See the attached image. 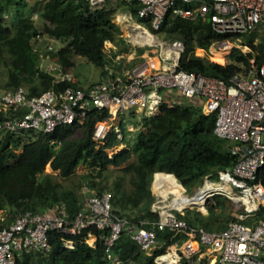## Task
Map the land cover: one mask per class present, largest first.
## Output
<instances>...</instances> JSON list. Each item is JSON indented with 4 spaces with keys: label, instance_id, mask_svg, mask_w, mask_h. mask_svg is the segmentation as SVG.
<instances>
[{
    "label": "trees",
    "instance_id": "obj_1",
    "mask_svg": "<svg viewBox=\"0 0 264 264\" xmlns=\"http://www.w3.org/2000/svg\"><path fill=\"white\" fill-rule=\"evenodd\" d=\"M111 2L107 0L103 6L93 8L89 0H38L30 7L37 17L25 13L21 7L20 23L14 27L5 18L14 0H0V59H4L8 68L9 87L15 89L25 85L33 94H40L51 88L80 85L75 80L56 82L55 75L40 65L33 39L41 34L61 42L49 52L52 60L64 70L74 66L75 57L80 55L102 67L103 73L108 75L106 42L127 43L120 25L114 20V12L108 6ZM24 3L25 0H19V7ZM119 3L135 21L152 28L151 18L139 13L142 6L139 0H120ZM178 3L183 4L180 0ZM154 32L168 40L184 41L186 49L179 68L188 71H200L228 80L234 73L245 71L252 57L264 62V34L259 31H253L249 38L243 39L249 46L248 51L235 47L231 59L225 63L197 54V48L209 50L219 39L239 36L219 32L208 16L184 17L170 9L160 28ZM258 35L261 37L255 43ZM125 80L121 78L120 81ZM107 115L108 110L101 114L91 111L83 123L62 125L52 132L35 128L0 130V209L10 214L0 226L26 210L46 212L65 203L68 212L74 215L81 208L82 196L77 190L63 188L51 174L44 173L48 164L61 176L70 177L78 165L86 163L85 177L89 179L91 189L102 193L108 191L103 179L109 165H121L134 153L135 159L122 167V174L111 187L113 211L138 227L155 228L156 240L151 248L142 249L128 229H124L115 242L114 251L127 264H160L158 257L171 245L181 244L188 235L183 229L156 225L159 213L153 207L157 198L153 189L155 173L167 172L171 177L172 173L182 184L195 190L205 184L210 173L232 167L236 156L229 150L230 141L218 137L213 131L216 113L207 114L182 102L171 108L163 106L157 114L145 115L147 129L140 131L129 148L110 157L109 149L126 142V119L114 125L105 143L98 146L93 136L95 123ZM134 115L135 112L131 118ZM172 179L174 183L175 179ZM255 180L264 184V166ZM231 202L216 194L206 204L210 214L203 215L197 206H193L178 215L190 225H202L208 230H221L232 221L251 224L264 218V203L253 214L240 218L233 214ZM90 232L101 233L94 227L69 235L52 231L49 250L24 251L16 264H108L104 240L99 237L96 244L91 245L87 241ZM65 239L74 240V246H66ZM204 247L201 246L200 252L205 250ZM200 252L193 256L195 264H208L209 258L206 255L199 257ZM188 262V258H184V264Z\"/></svg>",
    "mask_w": 264,
    "mask_h": 264
},
{
    "label": "built area",
    "instance_id": "obj_2",
    "mask_svg": "<svg viewBox=\"0 0 264 264\" xmlns=\"http://www.w3.org/2000/svg\"><path fill=\"white\" fill-rule=\"evenodd\" d=\"M89 1L96 8L95 5L104 0ZM139 1L142 4L139 13L151 18L152 28L138 22L141 29L133 42L145 53L139 54L132 63L124 82L107 78L87 87L70 84L40 94H33L23 86L11 89L0 96V130L35 128L52 132L62 125L83 123L91 111L101 114L108 110L105 118L97 120L93 131L100 146L115 122L131 118L133 112L152 115L159 113L165 103L174 107L185 102L204 113H216L213 131L230 141L229 150L236 156L235 164L210 173L194 194L193 189L177 178L185 188L183 191L173 189L167 181L156 183L155 175L154 187L160 192L153 203L159 213L156 225L186 231L187 239L171 245L168 250L182 264L184 258H188V264H195L193 256L200 252L201 246L215 252L220 264H264V218L251 224L232 221L221 230H208L202 225H190L178 215L189 207L205 206L221 191L245 207L240 218L253 214L264 203V184L255 180L264 166V62L252 57L245 71L234 73L228 80L188 71L179 68L186 49L184 41L161 39L154 32L173 9L184 17L208 16L219 32L239 35L215 41L210 50L229 52L235 47L249 50L241 35L264 31V0H180L184 5L179 4V0ZM49 47L53 49L52 45ZM136 51L138 48L123 47L118 50V57L127 59ZM48 71L55 75L56 82L74 79L70 71L63 70L57 63ZM88 227L101 231L100 235L90 232L87 241L95 245L99 237L104 240L108 264H127L114 251L115 242L124 229H128L142 249L151 248L157 235L155 228L138 227L114 213L110 191L90 192L86 187L81 208L74 215L63 203L46 212H19L1 225L0 264H16L24 251L49 250L52 231L62 235L78 234ZM65 245L73 247L74 240L65 239ZM164 255L157 259L160 264H168L162 260Z\"/></svg>",
    "mask_w": 264,
    "mask_h": 264
},
{
    "label": "rangeland",
    "instance_id": "obj_3",
    "mask_svg": "<svg viewBox=\"0 0 264 264\" xmlns=\"http://www.w3.org/2000/svg\"><path fill=\"white\" fill-rule=\"evenodd\" d=\"M38 0H25L24 4H20L19 7V0H14V5L9 7L5 13V18L8 22V24L16 27L19 23H20V15L21 13H19V9L24 8L25 13H31L32 17H36L35 16V11L30 10V7H32L33 5L36 4ZM39 1H44V0H39ZM107 0L102 1L101 3H99V5H95V7H101L106 3ZM112 2L108 4L109 8L114 12V20L116 23H118L121 27L122 30V36L125 38V40L127 41L126 44H117L115 41H107L106 42V53H107V59H108V69H109V74L106 75L103 73V68L100 66H97L96 64H94L93 62H90L89 60H87L85 57L77 55L75 57V65L67 68L68 71H70L73 75V80H75L76 82H78L81 86H89L91 84L100 82V81H105L107 78H112L114 79H119V81L124 80V78L126 79V77H128V71L130 70V66L132 65V63H134L138 58V55L141 53H145L144 49H142L139 51L140 47H138L139 45H136V43H134V39H135V35H137V33L140 31V27L138 22L136 23L135 20L132 17V14L126 10L120 3V0H111ZM39 5V3H38ZM40 7V5L38 6V8ZM32 11V12H31ZM37 11V10H36ZM143 27V26H142ZM144 28V27H143ZM260 34H264V31H259ZM156 36L158 38L161 39H165L161 34H157ZM249 34H243L241 36L242 39H247L249 38ZM260 35H258L255 39L254 42H258L260 39ZM33 43L35 45V52L38 56L40 65L43 66L44 68H46L47 70L50 69L53 65L56 64V62H54L51 58L52 55H50L49 50H53L56 47H58L61 42L52 39L51 37L47 36L46 34H41L40 36L36 37V39H33ZM52 45L53 49H51L49 46ZM247 45V44H245ZM248 46V45H247ZM126 47L128 49H136L138 48V51L131 53L129 58L127 59H123L121 60L118 57V50ZM249 47V46H248ZM248 49L245 47L244 51H247ZM232 51V50H231ZM231 51L229 52H221L219 49L217 50H206L204 48H197L196 49V53L200 54V55H204L207 56L208 58H210L213 61H217L219 63H225L227 61H229L231 59L230 54ZM222 53L223 55V60H219L216 58L215 53ZM58 64V63H57ZM66 69V70H67ZM64 70V68H63ZM8 68L5 66L4 64V59H0V96L2 94H4L5 92L11 90V87H9V85L7 84L8 81ZM124 82V81H121ZM23 87L26 88L25 85H23ZM166 107L167 108H171L170 105H168L167 103ZM162 109V107H161ZM161 109L158 111L160 112ZM144 116V113H138L135 114L131 119H126L125 124H126V129H125V136H126V142L125 144L121 145L118 144L117 147L115 149H109L108 153L110 155V157L113 156V154L121 149L124 148H129L131 146V144L135 143L138 134L140 133V131L142 130H146L147 129V123L145 122V119H142V117ZM118 121L115 122L116 125H118ZM131 125L130 127H128V125ZM18 152H20V149L18 150ZM135 159V154L132 153L131 157L129 158V160L121 165L115 166L113 164L109 165L108 170L106 171V177L103 179V183H105L106 185V189L108 191H112L111 187L113 185V182L115 179L118 178V176L120 174H122V167L127 164L128 162H131ZM88 171V165L86 163H81L80 165L77 166L76 168V172L71 175L70 177H63L61 176L58 171H55L52 169L51 165L48 164L45 168V172L44 173H49L52 175L53 180L55 182H59L61 183L63 188H69V189H75L78 191V194L80 196H82V198L84 197V189L87 187L89 188L90 192H96L95 190H92L89 184V179L87 177H85V173ZM170 175L167 174L166 178H168ZM172 179V177H171ZM173 180V179H172ZM177 184L171 183L173 184L172 187H175L176 190L177 189H181L182 185L179 184L178 182H176ZM178 186V187H176ZM126 187H128V185L126 184ZM153 189L154 191L157 193V195H160V192L154 187V183H153ZM195 190H192L191 193L194 194ZM218 195V194H217ZM219 196L223 199H230L234 206V212L233 214L241 217L242 216V210L245 209V207L241 206L240 204L238 205V203H236L232 197L229 196V194L227 192L221 191L219 193ZM173 197L171 196V199ZM206 207V208H203ZM190 208V207H189ZM55 209V208H54ZM51 210V209H50ZM199 210L201 212V214L203 215H208L209 210L207 209V206H200ZM9 213L7 210H3L0 209V224L1 223H5L9 217ZM214 218H218L219 216L217 215H213ZM92 241V239H91ZM205 250L201 251V253H199V257L201 256H205L209 258V262L208 264H215L217 262V256L215 254V252H213L212 250H210L207 247H204ZM169 250V248H168ZM23 253V252H22ZM168 251L165 253L167 254ZM22 255V254H21ZM161 260V257H160ZM193 263H195V260H192ZM184 263V261H183ZM177 264V263H175ZM178 264H182V262L179 260Z\"/></svg>",
    "mask_w": 264,
    "mask_h": 264
},
{
    "label": "bare ground",
    "instance_id": "obj_4",
    "mask_svg": "<svg viewBox=\"0 0 264 264\" xmlns=\"http://www.w3.org/2000/svg\"><path fill=\"white\" fill-rule=\"evenodd\" d=\"M145 36V35H144ZM215 55H216V58L217 59H219V60H223V55H222V53H215ZM167 174H169L170 175V173H167ZM167 174L166 173H163V172H158L157 174H156V183L157 182H168L171 186L173 185V184H171V183H173V181H172V179H171V176H169L168 177V179L166 178V176H167ZM172 175V178H174L175 180H174V184H177V183H175V182H177L176 181V178L173 176V174H171ZM160 187H163L162 185H160ZM176 187H178V186H176ZM211 187H212V185H211ZM210 187V188H211ZM173 189H175L176 190V188L175 187H172ZM162 190H164L165 191V189H162ZM179 190H181V191H183L184 190V187L182 186V188L181 189H179ZM179 192V191H178ZM203 195L204 194H202L201 195V198L203 197ZM162 260H164V262H166V263H168V264H175V263H178L177 261H179L178 259H176L175 258V254L174 253H168V254H166V255H164L163 256V258H162Z\"/></svg>",
    "mask_w": 264,
    "mask_h": 264
},
{
    "label": "crops",
    "instance_id": "obj_5",
    "mask_svg": "<svg viewBox=\"0 0 264 264\" xmlns=\"http://www.w3.org/2000/svg\"><path fill=\"white\" fill-rule=\"evenodd\" d=\"M139 113H143V112H139ZM135 114H138L137 112H135ZM146 114H144V116H145ZM143 116V117H144ZM143 117H142V119H143ZM131 125H133V124H130V125H128V127H130ZM119 144H121V145H123V144H125V142H121V143H119ZM163 173H166L167 174V172H163ZM155 175H156V173H155ZM154 179H155V177H154ZM168 179V178H167ZM203 208H206V207H203ZM210 213V212H209ZM92 239V241H94V235L93 236H91L90 237V240ZM91 241V242H92ZM178 263H179V261H177Z\"/></svg>",
    "mask_w": 264,
    "mask_h": 264
},
{
    "label": "water",
    "instance_id": "obj_6",
    "mask_svg": "<svg viewBox=\"0 0 264 264\" xmlns=\"http://www.w3.org/2000/svg\"><path fill=\"white\" fill-rule=\"evenodd\" d=\"M172 174V173H171ZM173 176H174V174H173ZM175 177V176H174ZM176 178V177H175Z\"/></svg>",
    "mask_w": 264,
    "mask_h": 264
}]
</instances>
